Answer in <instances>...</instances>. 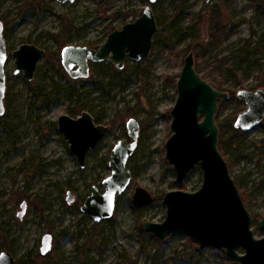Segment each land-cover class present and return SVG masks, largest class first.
Masks as SVG:
<instances>
[{
  "label": "rangeland",
  "instance_id": "rangeland-1",
  "mask_svg": "<svg viewBox=\"0 0 264 264\" xmlns=\"http://www.w3.org/2000/svg\"><path fill=\"white\" fill-rule=\"evenodd\" d=\"M0 3L9 53L5 112L0 115V252L10 251L16 264H239L225 249L200 247L185 234L161 240L146 231L143 222L166 218L167 191L193 192L203 182L197 164L184 182L177 183L166 154L177 80L193 50L197 70L230 95L218 100L216 120L226 141L221 151L254 215L255 236L264 235L258 225L264 217V120L251 130L232 131L246 107L237 91L264 87V0H212L208 5L207 0H157L152 6L159 29L150 55L139 62L128 59L122 69L108 61L91 62L87 78L67 72L61 61L63 48L99 47L112 30L138 18L150 0ZM219 6L227 9L222 21L229 17V22L210 41L215 21L207 18L204 27L205 14ZM199 17L198 40L206 31L209 37L198 49L200 59L191 47V35L184 32ZM26 42L46 49L31 80L23 71L15 73L12 55ZM85 110L97 123L108 125L109 132L89 149L81 166L58 119L62 114L77 117ZM132 118L139 125L137 145L127 162L133 178L117 195L113 216L96 222L82 207L94 185L105 191L103 180L112 171L108 161L114 145L133 142L127 127ZM137 186L146 188L154 201L136 206ZM69 191L72 202L67 200ZM24 200L27 210L20 218ZM47 233L53 235V246L41 259Z\"/></svg>",
  "mask_w": 264,
  "mask_h": 264
},
{
  "label": "water",
  "instance_id": "water-1",
  "mask_svg": "<svg viewBox=\"0 0 264 264\" xmlns=\"http://www.w3.org/2000/svg\"><path fill=\"white\" fill-rule=\"evenodd\" d=\"M156 1L150 0V4L145 6L143 13L135 20L112 30L97 48L89 45L65 46L61 61L67 72L73 78H87L91 62L108 61L122 69L128 59L138 62L145 60L152 51L154 37L159 29L152 6ZM211 1L207 0L208 3ZM45 51V48L29 42L14 49L15 73L23 71L29 80L33 79L37 63ZM8 55L4 23L0 20V115L5 112ZM195 63V54L191 50L184 59L177 80L178 97L170 111L172 134L166 142V154L174 165L177 183L184 182L197 164L202 167L203 182L193 192L182 189L167 191L164 195L166 218L161 222L147 220L143 226L161 240H165L169 234L181 233L188 235L200 247L225 249L227 255L239 264H264V235L255 236L251 227L254 215L246 206L219 147L220 129L216 120L218 100L229 99L230 95L205 78ZM237 97L245 101L246 107L238 113L234 127L251 130L264 120V87L255 90L242 88L237 91ZM58 126L81 166L86 163L89 149L96 147L109 132V126L97 123L93 114L87 110L77 117L60 115ZM127 127L129 135L134 138L133 142L127 144L120 140L114 145L108 161L112 171L103 180L105 191L101 192L94 185L82 207L96 222L113 216L117 195L126 190L133 178L127 162L137 145L139 125L132 118ZM68 195L67 200L72 202V192L69 191ZM153 201L154 196L146 188H135L133 202L136 206L143 207ZM26 210L27 201L24 200L17 215L22 218ZM258 225L264 233V217L258 220ZM52 246L53 235L47 233L42 238L41 254L46 255ZM0 264H16V258L10 251L2 250Z\"/></svg>",
  "mask_w": 264,
  "mask_h": 264
},
{
  "label": "trees",
  "instance_id": "trees-1",
  "mask_svg": "<svg viewBox=\"0 0 264 264\" xmlns=\"http://www.w3.org/2000/svg\"><path fill=\"white\" fill-rule=\"evenodd\" d=\"M0 5H1V3H0ZM207 5H208V2H207ZM223 12H227V9L224 8L223 6H221V7L219 6V7H216V8L214 7L212 9L208 10V12L205 14V20L203 22V26H204V23H207L206 22L207 18H210L212 21H215V23L213 25L214 32L211 35L210 41H212V39H214L217 35L220 36V32L224 29V27L229 22L228 21L229 20V17H228V19H224L222 21V18H224V15L222 14ZM197 19H198V21H197ZM197 19H196L195 23L191 24L190 26L185 27L184 28V32H185L186 35L187 34H190L191 35V37H192V39L194 41V43H193V45L191 47H193V49H195V50L197 49L196 50L197 51L196 52L197 53V58L200 59V56L201 55H200L198 49H199V47H201V44H204V43L208 42L209 37H208V34H207V40L206 41H205V36L202 39L198 40L197 34L199 33L198 32V30H199L198 24H199L200 17L197 18ZM206 26H207V24H206ZM200 62L202 63V61H199V63ZM204 64H205V62H204ZM203 76L206 78L208 75H203ZM211 83H213V82H211ZM233 126H234V124H233ZM219 129H220V127H219ZM235 129L236 128H233L232 131L235 130ZM224 131L225 130L223 128H221L220 136H219V147L221 148V150H223V147L222 146L226 142L225 139H224V137H223ZM143 229L144 228L142 227V230ZM38 256L41 259H45L47 256H49V254L43 255V254L40 253V254H38ZM30 264H32V263H30Z\"/></svg>",
  "mask_w": 264,
  "mask_h": 264
},
{
  "label": "flooded vegetation",
  "instance_id": "flooded-vegetation-1",
  "mask_svg": "<svg viewBox=\"0 0 264 264\" xmlns=\"http://www.w3.org/2000/svg\"><path fill=\"white\" fill-rule=\"evenodd\" d=\"M253 90V89H252Z\"/></svg>",
  "mask_w": 264,
  "mask_h": 264
}]
</instances>
